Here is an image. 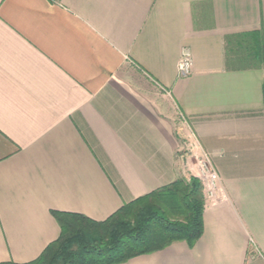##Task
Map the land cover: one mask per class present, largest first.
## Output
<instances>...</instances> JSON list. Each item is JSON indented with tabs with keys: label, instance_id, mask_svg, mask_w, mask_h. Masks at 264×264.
I'll list each match as a JSON object with an SVG mask.
<instances>
[{
	"label": "crops",
	"instance_id": "0c3cea01",
	"mask_svg": "<svg viewBox=\"0 0 264 264\" xmlns=\"http://www.w3.org/2000/svg\"><path fill=\"white\" fill-rule=\"evenodd\" d=\"M249 33L264 0H0V263L38 258L53 211L195 177L200 238L123 264H264V75L228 53Z\"/></svg>",
	"mask_w": 264,
	"mask_h": 264
},
{
	"label": "trees",
	"instance_id": "16d2710c",
	"mask_svg": "<svg viewBox=\"0 0 264 264\" xmlns=\"http://www.w3.org/2000/svg\"><path fill=\"white\" fill-rule=\"evenodd\" d=\"M237 38L240 44L234 50L230 46L228 53L242 67H260L264 75V43L260 34ZM262 98L264 114V80ZM203 211V187L195 177L178 179L124 204L101 222L53 211L51 215L60 230L58 238L38 258L25 264H123L173 243L191 247L202 235Z\"/></svg>",
	"mask_w": 264,
	"mask_h": 264
},
{
	"label": "built area",
	"instance_id": "2783aa9c",
	"mask_svg": "<svg viewBox=\"0 0 264 264\" xmlns=\"http://www.w3.org/2000/svg\"><path fill=\"white\" fill-rule=\"evenodd\" d=\"M191 67H192V58L191 54L188 50H182L180 53V58L178 60L177 64V72L180 77H187L191 73ZM203 173L206 174V179H208L210 182H213L216 180V175L213 171H210L206 168H204Z\"/></svg>",
	"mask_w": 264,
	"mask_h": 264
},
{
	"label": "rangeland",
	"instance_id": "374dc122",
	"mask_svg": "<svg viewBox=\"0 0 264 264\" xmlns=\"http://www.w3.org/2000/svg\"><path fill=\"white\" fill-rule=\"evenodd\" d=\"M237 51H238V52H241V51H243V50H241V49H237Z\"/></svg>",
	"mask_w": 264,
	"mask_h": 264
}]
</instances>
